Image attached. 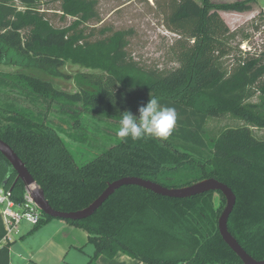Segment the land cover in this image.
<instances>
[{
  "label": "trees",
  "instance_id": "trees-1",
  "mask_svg": "<svg viewBox=\"0 0 264 264\" xmlns=\"http://www.w3.org/2000/svg\"><path fill=\"white\" fill-rule=\"evenodd\" d=\"M41 1L0 0V64L55 76L70 60L101 71L83 73V83L70 93L23 70L0 72V94L13 91L29 101L18 106L0 97V138L24 162L48 203L62 211L81 209L107 183L124 176L165 187L213 177L235 194L228 231L250 256L264 260V139L251 131L264 127V58L244 59L231 72L224 70L221 58L235 34L216 9H205L207 0H202L203 6L196 0H153L164 27L177 42L187 40L175 48L178 65L173 68L145 65L133 57L128 50L130 31L89 26L102 21L98 0H44L57 5L40 8ZM250 1L228 7L248 9ZM55 15L73 21L55 26ZM148 91L152 93L145 97ZM256 92L262 96L259 105L249 101ZM153 95L176 110V126L166 140H122L117 131H106L100 142V136L79 120L82 112L110 122H119L125 111L138 116V107ZM52 104L62 114L56 124L46 121L43 113V107ZM225 112L245 124L207 139V118ZM60 134L96 154L77 163ZM111 137L113 141L106 140ZM0 185L11 187L12 198L22 201L25 187L1 153ZM224 205L216 191L172 198L123 185L89 217L65 221L86 230L94 244L86 264H99L100 255L113 258L119 252L143 264H243L219 234L217 220ZM49 218L41 213L21 238ZM5 236L0 215V264H11L13 240Z\"/></svg>",
  "mask_w": 264,
  "mask_h": 264
},
{
  "label": "rangeland",
  "instance_id": "rangeland-1",
  "mask_svg": "<svg viewBox=\"0 0 264 264\" xmlns=\"http://www.w3.org/2000/svg\"><path fill=\"white\" fill-rule=\"evenodd\" d=\"M196 1L203 6L202 0ZM244 1L247 0H207V6H205L206 10L216 9L229 29L235 34L228 39L229 52L221 58L222 67L227 73L231 72L244 59L264 58V0H251L250 8L243 10L228 7L234 2ZM56 5V3H46L42 0L39 7H55ZM97 8L102 21L100 23L92 21L88 25L102 26L106 32L116 29L130 31L128 50L141 63L168 68L178 65L173 55L174 50L179 43H187V40L180 39L177 42V36L164 27L162 16L156 10L153 0H98ZM51 19L55 26L69 24L73 21L72 17H66L62 20L60 16L56 15L52 16ZM18 70L35 74L42 79H49L54 88L69 93L78 89V83H83L81 80L83 73L101 72L97 68L70 60H66L58 67L55 76L44 71L0 64V72ZM151 93L148 91L145 97ZM0 97L4 101L15 102L19 104L18 106L29 105L28 100L13 91L10 95L2 93ZM249 101L259 105L262 96L256 92ZM57 108L53 104L47 110L43 107L44 113L46 112L48 115L47 118L53 123H56L58 117L62 116ZM262 115L264 116V110ZM79 120L88 131L100 136L97 138L100 142L105 141V134L108 133L106 131L113 133L112 131H118L120 126L119 122H110L106 118L102 119L85 112L79 115ZM244 124L243 119L227 112L211 116L207 118L204 124L205 136L207 139H211L227 127ZM251 131L256 138L264 139V127H251ZM109 139L113 141V137L106 140L109 141ZM64 140L77 163L85 162L96 154L95 150L84 143L66 138ZM214 199L215 203H218V193L214 194ZM31 227V224L25 221L21 222L19 233L12 236L13 242L9 250L12 264H86L94 252L95 247L89 240L87 231L69 224L65 220L49 218L32 234L21 238V235L25 234Z\"/></svg>",
  "mask_w": 264,
  "mask_h": 264
},
{
  "label": "water",
  "instance_id": "water-1",
  "mask_svg": "<svg viewBox=\"0 0 264 264\" xmlns=\"http://www.w3.org/2000/svg\"><path fill=\"white\" fill-rule=\"evenodd\" d=\"M61 136L64 139H68L63 134H61ZM0 153L8 160L11 168L16 172V180H21L39 210L47 216L62 220L75 221L89 217L116 189L123 185H136L150 190L155 194L172 198L190 197L208 191L220 192L225 199V205L217 220V226L221 238L228 245V247L239 257L243 264H264V260L257 261L252 256H250L228 231L227 220L229 214L233 209L236 198L231 188L216 178L205 177L187 185L178 187H165L150 179H145L137 176H124L107 183L102 192L85 207L75 211H62L53 208L48 203L47 199L45 198L43 189L32 177L24 162L1 138Z\"/></svg>",
  "mask_w": 264,
  "mask_h": 264
},
{
  "label": "clouds",
  "instance_id": "clouds-1",
  "mask_svg": "<svg viewBox=\"0 0 264 264\" xmlns=\"http://www.w3.org/2000/svg\"><path fill=\"white\" fill-rule=\"evenodd\" d=\"M138 116L125 111L119 120L116 135L122 140L133 141L145 138L166 140L176 126L177 114L173 107L161 105L159 97L151 96L147 103L137 109Z\"/></svg>",
  "mask_w": 264,
  "mask_h": 264
},
{
  "label": "built area",
  "instance_id": "built-area-1",
  "mask_svg": "<svg viewBox=\"0 0 264 264\" xmlns=\"http://www.w3.org/2000/svg\"><path fill=\"white\" fill-rule=\"evenodd\" d=\"M41 213L26 188L22 201H15L11 187L0 185V215L6 231L5 239L11 240L13 235L19 233L21 222L25 221L32 226L38 223Z\"/></svg>",
  "mask_w": 264,
  "mask_h": 264
},
{
  "label": "crops",
  "instance_id": "crops-1",
  "mask_svg": "<svg viewBox=\"0 0 264 264\" xmlns=\"http://www.w3.org/2000/svg\"><path fill=\"white\" fill-rule=\"evenodd\" d=\"M10 262H11V259H10ZM97 262L99 264H143L142 262H138L136 259H133L121 252L117 253L113 258H107V257L100 255L97 258Z\"/></svg>",
  "mask_w": 264,
  "mask_h": 264
},
{
  "label": "flooded vegetation",
  "instance_id": "flooded-vegetation-1",
  "mask_svg": "<svg viewBox=\"0 0 264 264\" xmlns=\"http://www.w3.org/2000/svg\"><path fill=\"white\" fill-rule=\"evenodd\" d=\"M45 109L47 110V109H49V108H45ZM43 113H44V111H43ZM45 114H46V112H45ZM47 116H48V115L46 114V119H47L46 121H48V122H52V121H50V120L47 118ZM56 123H57V122H56ZM56 123H54V124H56ZM52 124H53V123H52ZM64 127H65V126H64Z\"/></svg>",
  "mask_w": 264,
  "mask_h": 264
}]
</instances>
